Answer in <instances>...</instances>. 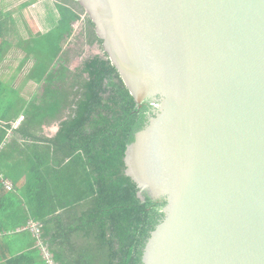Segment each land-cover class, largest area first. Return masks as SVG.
Returning <instances> with one entry per match:
<instances>
[{"label": "water", "instance_id": "1", "mask_svg": "<svg viewBox=\"0 0 264 264\" xmlns=\"http://www.w3.org/2000/svg\"><path fill=\"white\" fill-rule=\"evenodd\" d=\"M152 113L124 173L163 218L142 264H264V0H78Z\"/></svg>", "mask_w": 264, "mask_h": 264}, {"label": "trees", "instance_id": "2", "mask_svg": "<svg viewBox=\"0 0 264 264\" xmlns=\"http://www.w3.org/2000/svg\"><path fill=\"white\" fill-rule=\"evenodd\" d=\"M11 13L0 10V62L15 45L25 54L16 69L30 61L25 68L42 81V92L26 105L10 102L8 110L22 113L18 131L40 147L27 153L13 142L16 162L29 166L23 188L3 192L0 179V264H46L39 244L56 264H142L165 201L150 198L124 173V156L151 105L135 101L78 0L54 2L47 8L48 30L28 32L27 38L19 36ZM77 22L81 28L73 35ZM86 45L100 52L84 56ZM73 55L81 60L70 69ZM64 110L53 138L28 131ZM6 132L0 126V143ZM31 220L41 225L39 244L27 228Z\"/></svg>", "mask_w": 264, "mask_h": 264}, {"label": "crops", "instance_id": "3", "mask_svg": "<svg viewBox=\"0 0 264 264\" xmlns=\"http://www.w3.org/2000/svg\"><path fill=\"white\" fill-rule=\"evenodd\" d=\"M12 9V7H9L6 11V9H4L3 6L0 5V10L3 12H8ZM11 16L15 20L12 13ZM46 17L47 16L44 13L43 19L45 24H43V27L40 30H33V33L44 32L48 30L47 27H45L47 23ZM16 24L19 36L21 38H27L28 32H31L30 28L33 29L31 26L32 24H29V29L26 27V25L24 26L26 32L25 36H23L22 34V31L18 25V21L16 22ZM10 50H18V48H16L15 45H12V47L5 52L2 61L7 60L8 55L6 54ZM19 51L22 52L21 58L24 57V52L21 50ZM2 61L0 62V66L6 68L7 70H2L0 68V126L2 128H5L7 132L2 142L0 143V179L1 183L3 184V192L9 191L5 188V182H10L12 184L13 191H19V189L23 188L24 186L26 177L25 171L29 169V166H26V164L24 165L23 163L16 162L17 157L15 156L18 152H16L15 149H17V147H15L13 142L17 141V144H20V149L25 148V151L27 153L31 152V149H37V147L40 146H33V141L30 137L26 138L21 136L20 132L18 131V127L23 117L22 113L16 115L13 109L8 110V108L11 105L10 102L17 99H22L24 105L31 101L37 100L42 92V81L36 82L34 79H32L29 76L31 70H13V68L9 70L13 66L7 68L6 64L2 63ZM18 64L15 65V68L18 66ZM30 64L31 62L28 61L25 67H28ZM65 112L66 110H64L61 114H57L56 116L46 117L42 122L37 123L36 126H31L28 131L32 133V136L34 137H39L42 139L53 138L59 130L60 122L66 118ZM24 144L27 145L24 146ZM4 172L8 174L6 175V177L4 175ZM2 191H0V195L3 194Z\"/></svg>", "mask_w": 264, "mask_h": 264}, {"label": "rangeland", "instance_id": "4", "mask_svg": "<svg viewBox=\"0 0 264 264\" xmlns=\"http://www.w3.org/2000/svg\"><path fill=\"white\" fill-rule=\"evenodd\" d=\"M27 4H25L23 7L19 8V9H15L18 5L28 2ZM58 0H0V5L3 6L4 9H7L9 7H12V15L14 16L16 22L18 21V25L22 31L23 36L26 35L24 26L26 25V27L29 29V24L31 23L32 28H30L31 32L33 33L34 31H38L43 27V24H45L44 22V13L47 16V8H52L54 2H56ZM15 9V10H14ZM38 24H42L41 26ZM81 28V23H74L73 24V32L72 34H76ZM44 29V28H43ZM34 30V31H33ZM67 45H71L72 44H67ZM83 49L85 50L84 56L87 54H93V53H99L100 49L97 45H92V46H84ZM7 56V60L2 61V63L6 64V67L9 68L11 67L9 70H11L13 68V70H17L15 68V65H17L19 63V60L21 59L22 56V52H20L19 50H10L8 51V53L6 54ZM81 60V56L78 57L76 55H73L70 58V61L68 63L69 68H74L76 65H78L80 63ZM0 68L2 70H7L6 68H3L0 66ZM0 69V70H1ZM21 70H26V68H23Z\"/></svg>", "mask_w": 264, "mask_h": 264}, {"label": "built area", "instance_id": "5", "mask_svg": "<svg viewBox=\"0 0 264 264\" xmlns=\"http://www.w3.org/2000/svg\"><path fill=\"white\" fill-rule=\"evenodd\" d=\"M5 188L7 190H10L13 188L12 184L10 182H5ZM27 228L32 232V234L36 237L37 239V244L40 242V235H41V225L36 222V221H29ZM40 248V253L45 259L46 264H56L54 261L52 254L49 252V250L45 247L39 244Z\"/></svg>", "mask_w": 264, "mask_h": 264}, {"label": "flooded vegetation", "instance_id": "6", "mask_svg": "<svg viewBox=\"0 0 264 264\" xmlns=\"http://www.w3.org/2000/svg\"><path fill=\"white\" fill-rule=\"evenodd\" d=\"M151 113H152V107H150L149 113H148V115H147L148 118H149V116L151 115Z\"/></svg>", "mask_w": 264, "mask_h": 264}]
</instances>
